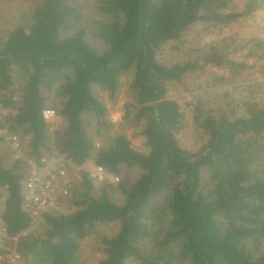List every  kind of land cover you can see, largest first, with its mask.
<instances>
[{
  "label": "trees",
  "instance_id": "16d2710c",
  "mask_svg": "<svg viewBox=\"0 0 264 264\" xmlns=\"http://www.w3.org/2000/svg\"><path fill=\"white\" fill-rule=\"evenodd\" d=\"M231 3L0 0L9 25L0 33V102L10 110L0 119L9 134L0 136L1 220L18 237L22 263L79 264L83 240L115 224L100 236L98 264H264V82L254 77L255 68L264 77V63L235 58L251 41L238 51L211 46L172 66L160 59L198 22L227 27L264 10V0L242 10ZM191 72L210 78L186 104L203 138L194 150L180 144L186 118L168 97L170 84ZM124 77L135 101L113 132L99 93L114 105ZM49 107L62 118L54 129L43 119ZM125 128L140 129L146 152ZM10 135H29L25 158L37 164L44 156L76 166L93 160L120 179L96 183L81 169L63 210L33 222L24 207L30 166L12 158Z\"/></svg>",
  "mask_w": 264,
  "mask_h": 264
},
{
  "label": "rangeland",
  "instance_id": "374dc122",
  "mask_svg": "<svg viewBox=\"0 0 264 264\" xmlns=\"http://www.w3.org/2000/svg\"><path fill=\"white\" fill-rule=\"evenodd\" d=\"M247 0H232L231 9L242 10L243 5ZM1 6V5H0ZM4 8V7H3ZM243 21L235 22L227 27L210 26L207 22H198L183 36L175 41L168 43L162 52L160 59L165 64L172 66L187 58H193L203 50H207L211 46L220 45L228 46L229 50L240 48L246 41H251L247 46V49H243L241 52L235 55L236 59H246L250 64H263L264 63V10L257 11L252 17H246ZM5 19L2 7H0V33H7V26H9ZM260 44V45H259ZM257 45V46H256ZM249 52H252L250 56H247ZM214 71L219 74H225L228 76V71L218 69L217 67L208 65L206 71ZM254 77L259 78L258 80L264 82V77L258 68L254 69ZM209 77L204 78L199 76V72H191L185 75L181 80L172 82L169 87L168 97L178 101L182 105V111L186 118V125L181 134L178 136L180 144L183 147L189 149H197L202 143L203 138L201 133L197 131L191 119V108L186 106L188 102L194 98L193 96L197 91L202 89L194 90V87L198 86L200 81L202 85L205 84ZM122 86L118 95L117 101L114 105L108 100L107 94L104 92L99 93L104 98L108 109L109 117L115 123L113 132H120L124 124L127 122L125 119L127 114L126 105L133 104L134 98L132 92L129 89L130 78H122ZM237 81V80H236ZM239 85L233 83L230 86ZM227 86V85H226ZM227 86V87H230ZM220 88V86H218ZM263 103H264V88H263ZM238 96H235L232 100V107H235L238 102ZM223 99V98H222ZM231 100V99H230ZM131 108V107H130ZM140 129L138 128H125V133L131 140L132 145L141 152H146L148 148L145 145L144 136L139 134ZM131 173L134 176H138L137 170H132ZM138 173V174H137ZM114 198L117 201H122V195L116 192ZM69 212L73 210L68 208ZM38 222V221H37ZM36 226V225H35ZM117 230L115 224H106L102 226L95 236L86 238L81 244L80 263L79 264H98V259L101 257L100 251V236L104 234H112ZM102 241V240H101Z\"/></svg>",
  "mask_w": 264,
  "mask_h": 264
},
{
  "label": "built area",
  "instance_id": "2783aa9c",
  "mask_svg": "<svg viewBox=\"0 0 264 264\" xmlns=\"http://www.w3.org/2000/svg\"><path fill=\"white\" fill-rule=\"evenodd\" d=\"M10 110L0 102V119L5 118ZM44 121L54 129L62 122L61 116L54 108L43 111ZM6 129H0V136H7ZM29 135L22 139L18 135H10L8 146L14 159H24L30 166V174L26 180L24 207L31 215L33 222L37 221L44 213H56L63 210V198L68 196L76 184L81 169H85L90 178L100 183L111 181L116 184L120 177L110 174L104 166L96 164L90 167L76 166L64 159L44 156L40 164L25 158L24 144ZM97 147L99 144L97 143ZM4 211L3 202H0V264H24L21 254L17 250L18 237L10 236L6 225L1 220Z\"/></svg>",
  "mask_w": 264,
  "mask_h": 264
},
{
  "label": "crops",
  "instance_id": "0c3cea01",
  "mask_svg": "<svg viewBox=\"0 0 264 264\" xmlns=\"http://www.w3.org/2000/svg\"><path fill=\"white\" fill-rule=\"evenodd\" d=\"M92 165H93V161L92 160H88V161L85 162V166H87V167H90Z\"/></svg>",
  "mask_w": 264,
  "mask_h": 264
}]
</instances>
